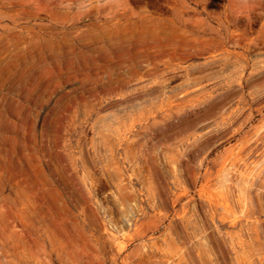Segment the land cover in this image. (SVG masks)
<instances>
[{
  "label": "rangeland",
  "instance_id": "obj_1",
  "mask_svg": "<svg viewBox=\"0 0 264 264\" xmlns=\"http://www.w3.org/2000/svg\"><path fill=\"white\" fill-rule=\"evenodd\" d=\"M0 264H264V0H0Z\"/></svg>",
  "mask_w": 264,
  "mask_h": 264
},
{
  "label": "bare ground",
  "instance_id": "obj_2",
  "mask_svg": "<svg viewBox=\"0 0 264 264\" xmlns=\"http://www.w3.org/2000/svg\"><path fill=\"white\" fill-rule=\"evenodd\" d=\"M131 33V32H130ZM133 33V32H132ZM119 34V33H118ZM124 35V34H123ZM126 41V40H125ZM124 43V42H123ZM196 54V53H195ZM229 60H230V56L229 55H221L220 57H218V56H216V57H214V58H212V59H210L208 62H207V66H213V65H215V64H217V63H222V62H224V64L225 65H227L228 63L227 62H229ZM200 69V68H199ZM187 71V70H186ZM200 72H202L203 71V69H201V70H199ZM198 71V72H199ZM140 72V71H139ZM174 73H175V71H174ZM192 76H190L189 77V79L191 80V82L192 83H194V84H199V83H201V82H203V81H207V79H208V77L209 76H207V75H205V74H202V75H200V74H197V71H196V69H193V70H191L190 72H189ZM177 75V74H176ZM175 75V76H176ZM174 77V76H173ZM167 81V80H166ZM220 83H222V82H220ZM246 85V84H245ZM138 91L137 92H141V91H143L142 90V86H140V87H138ZM217 89V88H216ZM229 90H232V89H229ZM136 93V92H135ZM134 93V94H135ZM212 93V92H211ZM221 93V92H220ZM200 94V93H199ZM215 94V93H214ZM225 95L227 94V93H224ZM222 95V94H221ZM224 96V95H223ZM139 97V96H138ZM201 97V96H200ZM208 97V96H207ZM226 98V97H225ZM216 100V99H215ZM201 101V100H200ZM214 101V100H213ZM221 101V100H220ZM219 101V102H220ZM188 101H185V100H182V101H179V102H177V103H174L175 105H173L172 103H170V109L168 110V115H171L172 114V112L171 111H173L174 109H176L177 110V113L178 112H180V111H182V109H183V103H187ZM201 103V102H200ZM204 103V102H203ZM214 103H215V101H214ZM198 104V103H197ZM218 104V103H217ZM210 105V104H209ZM193 106V105H192ZM199 106V105H198ZM203 107V106H202ZM206 107V106H205ZM191 109V108H190ZM199 109V108H198ZM189 111V110H188ZM175 112H173V114H174ZM236 113V112H235ZM172 114V115H173ZM233 114V113H232ZM225 121H230L231 119H232V115H228V116H226V117H224L223 118ZM209 132V131H208ZM200 137V136H199ZM243 147V146H242ZM184 151H187V150H184ZM179 153L178 152H176V151H172V153H171V156H170V158L172 159H176L177 158V156L179 157V155H178ZM238 158H239V155H238ZM178 159V158H177ZM232 160V158L230 159V157L229 158H226L225 159V161H223V166L222 167H220L219 168V172L221 173V174H223L224 175V178L223 179H221L220 181H221V183L218 185L219 186V189L218 190H215L214 188H212L211 187V185H213L214 183H212L211 185H208V186H206V187H204L203 188V190H202V193H204L206 196H208L209 197V200H210V205H211V207L215 210H218V209H220V210H223V211H228L229 209H230V205H231V203H230V201H229V199H230V196L228 195V193H225V191H224V189H225V181H226V178H227V175H228V171H226V169H227V167L228 166H231V168H235V169H237V164H236V159H235V161H231ZM230 161V162H229ZM178 175V174H177ZM179 176V175H178ZM180 179V178H179ZM213 179H214V177H212V176H210L209 177V179H208V181H207V183H211L212 181H213ZM150 196V197H149ZM151 197H153L154 198V200H152L151 199ZM182 198V196H177V198H175L174 199V204H177L178 202H179V200ZM148 200H149V202L151 203V206L150 207H152V206H157V204H158V202L155 200V195H154V193L152 192V189L151 188H149L148 187ZM196 206V205H195ZM186 204H184V208H183V211L182 212H179V214H181L182 215V218H183V220H185L186 221V223H185V226L187 227V228H193V229H195V228H197L198 227V225L196 224V222L197 221H194L193 220V218L190 216L189 218L187 217V215H188V212L186 211ZM195 214V212H193V215ZM130 222V219L128 220V223ZM137 223V217L135 216V224ZM167 243H171L172 242V238H165L164 239ZM158 243H159V240H156V241H151V242H147L145 245H144V247L142 248V250H143V252L144 253H149V252H155L157 249H158Z\"/></svg>",
  "mask_w": 264,
  "mask_h": 264
}]
</instances>
